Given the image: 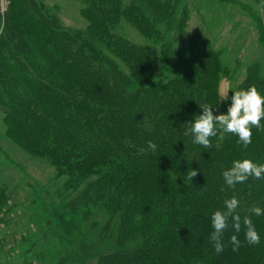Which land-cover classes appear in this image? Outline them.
<instances>
[{
    "label": "trees",
    "instance_id": "16d2710c",
    "mask_svg": "<svg viewBox=\"0 0 264 264\" xmlns=\"http://www.w3.org/2000/svg\"><path fill=\"white\" fill-rule=\"evenodd\" d=\"M82 3L88 20L83 30L63 28L56 12L37 0H8L0 12L6 135L57 168L64 177L57 190L64 209L86 223L103 215L106 249L92 255L96 264H264V216L250 211L264 209V179L249 178L233 189L222 176L235 159L264 163V130L252 128L247 149L233 134L212 138L211 148L184 135L186 124L203 113L199 105L219 115L231 104L233 92L227 101L218 99V82L227 73L218 54L209 49L198 56L193 38L179 50L165 41L161 24L178 32L181 26L169 0ZM126 25L161 43L162 61L176 69L173 78L152 77L150 48L131 40ZM252 85L264 95L257 66L233 91ZM191 169L198 170L192 181ZM232 196L240 201L239 215L252 218L260 243L247 244L242 226L241 246L232 251L230 224L217 253L209 240L210 217ZM1 197L5 204L10 200L2 186ZM28 233L8 258L12 263L84 264L89 258L77 251L47 260L40 238ZM59 244L53 241L52 250Z\"/></svg>",
    "mask_w": 264,
    "mask_h": 264
},
{
    "label": "rangeland",
    "instance_id": "374dc122",
    "mask_svg": "<svg viewBox=\"0 0 264 264\" xmlns=\"http://www.w3.org/2000/svg\"><path fill=\"white\" fill-rule=\"evenodd\" d=\"M37 1L56 12L63 28L86 29L88 20L81 12L82 0ZM169 1L177 11L181 26L178 32L161 24L159 28L165 35V41H171L173 47L179 50L193 38L194 53L198 56L209 49L218 54V59L227 69L218 82L220 101H223L221 95L228 90L230 97L256 66L264 74L262 4L255 0ZM7 5L8 0H0L2 14ZM125 28L131 40L149 46L152 77L164 80L173 78L176 69L174 65L162 61L161 43L142 37L131 26L126 25ZM3 114L0 107V186L5 187L10 200L5 204V199L0 198L3 202L0 204V264L15 263L8 258L14 257L15 251L21 249V236L29 234L30 230L43 243L47 260L58 253L78 251L83 256H89L84 264H96V258L92 255L106 249V238L100 236L105 232L101 226L108 227L103 215L97 213L93 221L86 223L82 216L61 206L57 190L62 188L64 177H58L57 168L47 157L30 153L19 140L6 135ZM55 240L60 243V249L54 251L52 243ZM17 262L15 264H19Z\"/></svg>",
    "mask_w": 264,
    "mask_h": 264
},
{
    "label": "clouds",
    "instance_id": "9594fccd",
    "mask_svg": "<svg viewBox=\"0 0 264 264\" xmlns=\"http://www.w3.org/2000/svg\"><path fill=\"white\" fill-rule=\"evenodd\" d=\"M229 91L222 94L220 99L227 101ZM232 92L234 94L230 98L231 104L228 106L226 114L214 115L212 106L208 104L199 105L203 109V113L196 115L193 121L186 124L188 127L185 129L184 135H191L194 144L211 148L213 147L212 138L223 139L224 134H233L238 137L237 143L247 149L252 143V128L264 130V124L261 123L262 118H264V95H261L254 85L247 89ZM147 147L152 152L157 150V145L152 141L147 142ZM215 147L219 149L220 144L217 143ZM187 174L192 181L197 176L198 170L191 169ZM222 176L225 184L235 189L237 184H242L249 178L264 179V163H257L248 158L235 159L231 167L223 171ZM239 207V199L232 196L224 200L223 209L215 210L210 217L213 230L209 240L217 253L222 252L226 246L224 234L229 229L230 224L235 233L228 240V243L232 245V251H238L241 246L238 234L241 232L242 226L247 244L257 245L260 243V234L252 218L248 215L242 218L237 212ZM250 211L255 216H264V209L261 207L253 206Z\"/></svg>",
    "mask_w": 264,
    "mask_h": 264
}]
</instances>
